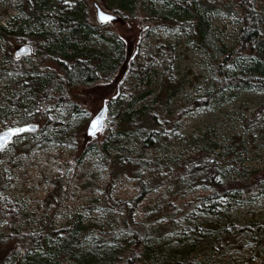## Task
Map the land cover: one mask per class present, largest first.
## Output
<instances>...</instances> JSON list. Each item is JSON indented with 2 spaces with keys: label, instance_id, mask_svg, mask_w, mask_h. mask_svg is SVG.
Listing matches in <instances>:
<instances>
[{
  "label": "rangeland",
  "instance_id": "obj_1",
  "mask_svg": "<svg viewBox=\"0 0 264 264\" xmlns=\"http://www.w3.org/2000/svg\"><path fill=\"white\" fill-rule=\"evenodd\" d=\"M81 1L85 2L83 8L88 25L97 31L90 33L83 42L84 50L110 57L121 53V64L98 84L71 89L68 97L74 107L65 108L67 110L47 108L46 117L49 121L52 117L56 119L59 130L58 133H50L48 129L42 132L43 136L50 137L49 141L47 139L45 143L22 151L23 134L0 150V200L10 201L18 213V217L13 218L10 208L0 205V237L20 227L31 230L38 227L48 235L44 249H33L24 239H14L8 244L9 248L1 252L0 264H20L26 257L47 254L44 252L46 248L53 249L59 244L49 229H60L75 216L79 217L82 225H95L102 229L108 226L116 231L103 248L105 254L122 245L129 232L125 226L121 229L115 227L125 218L118 200L128 202L137 192L139 180L132 178L129 170H120L111 161L105 162L104 154L122 155L120 149L137 150L151 131L143 127L134 134L113 136L114 115L122 112L137 115L140 108L155 106L153 101L165 91L170 95L171 106H186L195 100L204 102L201 98L208 102H195L197 107L186 110L173 126L154 134L155 144L148 153L150 160L177 168V165L188 161L190 155L206 149L212 151V157L218 154L227 156L229 164L218 178L220 183L230 175L245 177L250 171H257L255 180L259 176L262 178L249 199L234 198L230 204L226 198L213 197L214 190L199 182L202 172L183 175V170L177 169L178 175H182L176 182L159 185L155 182L153 194L147 198L150 204L156 200L165 203L171 198L177 204L183 200H194L197 196L208 200L200 209L177 213L172 230L150 239V253L164 259L170 253L188 251L189 262L186 264H264V239L249 241L242 234L224 246L217 241L220 236L216 234L204 232L205 237L200 239L191 236L193 231L198 234V228L206 223H264V93L256 89L223 88L207 54L189 38L184 22L152 18L158 16L156 13L153 15L152 10H161L163 0H143L148 9H139L146 11V16L116 18L107 24L97 21L94 6L96 4L103 11L112 13L105 0H50L49 7L51 12L58 10L64 14L77 8ZM20 3V0H0V25L12 31L18 30L25 17L18 9ZM207 20L216 38L227 49H234L241 22L221 12L209 13ZM41 24L49 32L61 33V36L67 33L66 29H57L51 16ZM38 26L28 27L26 24L20 36L9 35L0 41V130L15 122L20 113L17 107L9 105L12 99L19 97L23 103L22 111L30 110L28 113H32L33 106L27 91L17 93L13 90V85L25 75L6 72L1 67L7 64L6 58H13L14 50L21 45H28L32 52L16 60L29 58L33 62L38 61L34 60L35 51L44 42L40 36L32 34ZM115 46L118 48L114 49ZM246 57L228 66L227 73L247 65L250 61ZM44 68L47 72H55L58 77L62 75L53 61H48ZM128 76L129 81H126ZM103 105L107 107L104 127L94 137H87L88 123ZM44 118L38 121L39 128L44 125ZM239 160H242L241 166L233 162ZM109 171L121 176L111 192L108 210L103 211L93 200H100L106 193L104 184ZM146 219L152 221V227L164 225L161 219L151 220L148 213L137 218L138 221ZM45 224L49 225L48 229H45ZM94 239L88 234L76 240L71 249L77 255L93 250Z\"/></svg>",
  "mask_w": 264,
  "mask_h": 264
},
{
  "label": "trees",
  "instance_id": "obj_2",
  "mask_svg": "<svg viewBox=\"0 0 264 264\" xmlns=\"http://www.w3.org/2000/svg\"><path fill=\"white\" fill-rule=\"evenodd\" d=\"M49 1L20 0L18 9L25 17L22 19V24L18 25V30L12 31L0 25V41L5 40L9 35L20 36L19 34L23 33V26L26 24L28 27L39 24L32 34L40 36L44 40L42 44H39V49L35 51L34 60L38 59V61L33 62L29 58L16 60L10 57L5 59L7 64L1 67L6 72L25 75V78H21L13 85V90L17 93L26 90L27 95L31 98L33 107H31L32 113L30 114L28 113L30 110L22 111L23 103L19 97L9 102L10 106L20 110L15 122H12L10 126L27 123L38 126L35 131L24 133L25 137L20 145L22 151H28L39 143H45L47 139L49 141L50 137L42 135L44 130L48 129L50 133L59 132L56 119L52 117L49 121L46 117L49 111L47 108L74 107V103H71L68 97L71 89L89 88L96 85L102 78L109 77L121 64V53L117 52L116 56L110 57L94 52L87 53L84 50L83 42L88 39V35L97 33L86 21L84 1L83 3L81 1L77 8L66 11L64 14L58 10L51 12ZM105 2L112 14L121 19L132 18L140 14L147 15L146 11L140 10L147 8V3H144L143 0H105ZM152 12L153 15L155 13L158 15L157 17L151 16L152 18H163L172 23H185L183 27L189 33L193 44L208 54L209 63L213 66L214 73L223 88L230 86L256 89L264 93V0H163L162 9L158 12L152 10ZM212 12L230 14L241 22L234 49H227L216 38L214 30L207 20L209 13ZM50 16L55 19L57 29L67 30L64 36H61V33L43 29L41 21ZM245 55L250 62L247 65H242L240 70L228 74L227 67ZM48 61H53L61 70L60 77L55 72L45 71L44 66ZM127 78L126 81H129V76ZM169 100L170 95L165 91L159 99L153 101L156 103L155 106L142 107L136 111L137 115L130 112L114 115L111 131L113 136L134 134L143 127L151 131V134L139 144L137 150L120 149L122 155L104 154L105 162L111 161L120 170H129L133 175L132 178L139 180L137 192L131 196L128 202L122 199L118 200L121 204L120 207L123 208L125 218L115 227L121 229V226H125L129 232V237L127 236L122 245L114 248L111 253L105 254L103 248L110 240L111 234L115 236L116 231H112V228L108 226L102 229L95 225H82L79 217L75 216L63 224L60 229H49L50 235L56 236L59 240L56 247L46 248L44 252L47 254L26 257L20 264H186L189 262L188 251L173 252L161 259L152 256L148 249V242L154 236H160L163 232L172 230V222L177 217V213L180 215V212L200 209L208 199L197 196L194 200H183L176 204L171 198L165 203L156 200L154 204H150L147 198L153 194V187L157 184L176 182L182 174L194 175L202 172L199 182L214 190L213 197L226 198L228 204L234 198H244V200L250 198L252 192L257 190L256 185L261 181L262 176L258 175L259 177L255 180L257 171H250L245 177L230 175L228 179L220 183L218 178L221 177L224 168L229 164L226 161L227 156L222 157L221 154H218L212 157V151L202 149L196 155H190L189 160L183 165H177V168L167 164L160 165L155 162V159L148 158V153L155 144L154 134L173 126L175 120L178 121L182 118L186 110L197 107L195 102H199V104L208 102L201 98L202 101H205L195 100L186 106H171ZM262 109H264V101ZM43 117H45L44 125L39 128L38 121ZM60 131L63 130L60 129ZM21 136L15 137L12 142L20 139ZM55 139L57 138H53V140ZM241 161L233 162L237 166H241ZM177 169L183 170L182 174L178 175ZM120 176L109 171L104 184V187L107 188L104 189L106 193L100 200H93L97 208L103 211L108 210V202L112 199L111 192L119 182ZM155 182L157 184H154ZM0 205L10 208L9 212L13 218L18 217V213L11 207L13 205L10 201L1 199ZM144 213L151 215L153 221L163 220L164 225L152 227V221L149 219L138 221L139 215ZM45 227L48 229L49 225L45 224ZM20 228L7 231L0 237V255L1 252L9 248L8 244L16 238L24 239L33 249L45 248L48 243L46 241L48 235L44 231L41 232L42 229L40 230L38 227L32 230ZM198 229L200 232L197 234L193 231L192 237L200 239L204 236V232L209 235L216 234L220 236L217 241L224 246H228L232 240H236L242 234L249 241L264 239V223L238 225L233 222H216L214 224L206 223ZM88 234L95 238V247L93 250L89 249L77 255L71 249L72 244ZM1 259L2 257H0V262Z\"/></svg>",
  "mask_w": 264,
  "mask_h": 264
},
{
  "label": "water",
  "instance_id": "obj_3",
  "mask_svg": "<svg viewBox=\"0 0 264 264\" xmlns=\"http://www.w3.org/2000/svg\"><path fill=\"white\" fill-rule=\"evenodd\" d=\"M95 6V15L96 19L99 23L105 24L108 22H112L116 19V16L112 13L103 11L98 5ZM107 17V18H102ZM32 52L31 48L28 45H21L14 50L13 57L15 59L21 56L30 55ZM107 107L103 105L97 113H95L87 126L86 136L94 137L98 133H100L104 127L105 123V114ZM95 122V124H94ZM38 126L33 123H27L19 126H11L5 129L0 130V150L10 144L13 138L20 136L26 132H33L37 130Z\"/></svg>",
  "mask_w": 264,
  "mask_h": 264
},
{
  "label": "flooded vegetation",
  "instance_id": "obj_4",
  "mask_svg": "<svg viewBox=\"0 0 264 264\" xmlns=\"http://www.w3.org/2000/svg\"><path fill=\"white\" fill-rule=\"evenodd\" d=\"M116 18L118 19L119 17L116 16ZM108 23H109V22H108ZM105 24H107V23H105ZM22 125H23V124H22ZM16 126H19V125H16ZM8 127H11V126H8ZM8 127H6V128H8ZM3 129H5V128H3ZM1 130H2V129H1ZM17 137H18V136H17ZM13 140H14V138L12 139V141H13ZM12 141H11V142H12ZM11 142H10V143H11ZM2 149H3V148H2Z\"/></svg>",
  "mask_w": 264,
  "mask_h": 264
},
{
  "label": "snow or ice",
  "instance_id": "obj_5",
  "mask_svg": "<svg viewBox=\"0 0 264 264\" xmlns=\"http://www.w3.org/2000/svg\"><path fill=\"white\" fill-rule=\"evenodd\" d=\"M102 18H107V17H103V15H102ZM94 124H95V122H94Z\"/></svg>",
  "mask_w": 264,
  "mask_h": 264
},
{
  "label": "bare ground",
  "instance_id": "obj_6",
  "mask_svg": "<svg viewBox=\"0 0 264 264\" xmlns=\"http://www.w3.org/2000/svg\"><path fill=\"white\" fill-rule=\"evenodd\" d=\"M207 54V53H206ZM208 55V54H207Z\"/></svg>",
  "mask_w": 264,
  "mask_h": 264
}]
</instances>
